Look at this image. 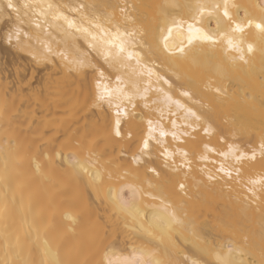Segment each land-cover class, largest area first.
<instances>
[{"label": "bare ground", "instance_id": "obj_1", "mask_svg": "<svg viewBox=\"0 0 264 264\" xmlns=\"http://www.w3.org/2000/svg\"><path fill=\"white\" fill-rule=\"evenodd\" d=\"M5 2L0 0V4ZM13 2L89 5L86 15L108 28L120 25L122 31L125 17L129 16L143 25L152 43V33L158 35L157 30L162 26L159 5H172L168 9L172 14L169 19L183 22L186 32L187 23L192 22V7L222 4L224 0ZM228 2L239 5L231 12H239L241 17L245 12L256 19L264 14L260 7L264 0ZM198 23L205 31L216 30V18L207 12L198 17ZM10 29L19 30V42L15 37L11 43L2 38ZM50 31L55 40L34 26L31 13L25 16L22 12L20 20L15 14L10 20L0 16V264H48L44 241L60 264H99L104 248L109 246V256L114 262L129 257L134 248L141 247V240L136 238L139 234L125 224L139 223L144 217L133 220L132 215L117 207L114 198L121 190L133 205L130 210L133 213L136 209L143 214L165 213L161 199L171 206L168 211L181 209L188 228L154 230L155 258L165 264L185 256L189 264L192 259H198L199 264H215L212 249L219 250L225 245L223 252L227 253L229 241L233 248L239 249L233 253L238 264L240 261L264 264V190L257 184L255 197L248 192V188L253 187L249 180L264 176V158L260 155L264 138V107H261L264 103V38L258 31L253 28L242 34L245 49L249 43L254 47L245 64L231 61L229 57L237 54L226 55L224 42H218L213 48L196 41L188 46L185 37L174 30L169 40L179 43L185 39L188 52V59L178 62L179 70L193 80V91L205 104L203 111L212 132L206 135L198 131L193 137H183V143L173 141L171 136L164 145L152 141L151 156L144 155L139 162H133V156L139 154V145L147 135V120H159L158 109L162 108V123L171 128L169 119L183 123L182 112L172 106L175 115L170 116L162 95L152 91L148 94V108L140 99L135 101L136 109L128 107L132 115L122 117V135L116 137L112 133L115 106L105 104L103 109L96 108L88 99V89L95 90L91 75L85 83L81 75L67 71L64 67L67 61L59 56L54 58V64L33 60V55L40 59L47 54L44 44L64 51L69 60L77 56L91 58V50L79 34L75 41L68 40L65 44L59 32ZM234 35L241 37L240 33ZM136 50L144 63L160 71L167 70L161 65L163 57L159 53L152 55L147 47ZM111 71L115 75V70ZM120 71L130 72V69ZM112 82L114 84L115 80ZM217 86L223 89L222 95L214 91ZM170 95L181 102L186 99L175 91ZM199 107V104L194 105V108ZM205 144L214 151L205 153ZM229 145L248 154L249 158L237 163L231 155L218 154L228 153ZM165 146L173 152L178 147L187 151L190 169L186 167L177 173L165 168L160 155ZM253 150L255 159L250 158ZM202 154L208 159L202 160ZM69 158L87 164L90 172L100 173L99 178L93 181L87 174H83L82 179L77 178L69 167ZM174 158L177 164L182 162L179 154ZM221 164L232 171L231 179L219 171ZM148 167H155L159 175L149 172ZM201 169L219 178L209 181ZM178 181L185 184L184 190L179 188ZM150 184L153 187H149ZM129 185L138 189L135 197L129 192ZM147 193L159 194L160 198L152 199ZM106 228L108 239L101 244L97 237H102ZM194 232L200 234V240Z\"/></svg>", "mask_w": 264, "mask_h": 264}, {"label": "snow or ice", "instance_id": "obj_2", "mask_svg": "<svg viewBox=\"0 0 264 264\" xmlns=\"http://www.w3.org/2000/svg\"><path fill=\"white\" fill-rule=\"evenodd\" d=\"M89 7V5L85 4L54 5L43 2H25L21 5L14 3L13 0H6L5 3L0 4V16H4L10 20L13 14H15L17 20H20L22 12L25 16L31 13L34 26L40 29L42 33L52 36L50 29H55L61 34L65 44H67L68 40L75 41L78 34L83 38L87 44V49L91 50L89 53L91 58H88V56H77L69 60L64 51L53 49L51 45L44 44L47 54L43 55L40 59H37L33 55V60H36L38 63L45 62L54 64V58L59 56L63 61H67L64 65L67 71L71 74L81 75L85 83H87L88 77L91 75L95 81V90L93 91L92 88L88 89V99L96 108L103 109L105 104L109 107L115 106V122L112 127V133L116 137L122 135V117L132 115L129 113L128 107L131 106L132 109H136L138 105L135 101L140 99L144 102V107L148 108V94L152 91L162 95V102L168 106L170 116L175 115V112L172 111V106L177 111L182 112L183 123L178 124L176 120L169 119L171 128L165 127L162 123L164 117V110L162 108L158 109L160 112L159 120L155 122L151 118L147 120V135L139 145V154L133 156V162H139L144 155L151 156L149 149L152 141H155L158 145H164L166 138L171 136L173 141L183 143L185 142L183 137H193L198 131H203L206 135L212 132V127L208 123L207 114L203 111L205 104L193 91V80L179 70L178 62L188 59L185 39L188 46L193 45V42L196 41L206 44L210 48L215 47L218 42H224L226 44L224 48L226 55L229 53L237 54L229 57L231 61L233 63L242 61L246 64L248 63L247 56L253 52L254 47L249 43L245 49L242 34L246 30L254 28L264 38V14L259 19H256L245 12L244 16L241 17L239 12L235 14L231 12V9L239 8V5L229 4L228 0H224L222 4H197L192 7V22L187 23L186 32L183 22L169 19L172 14L168 9L172 5H159L162 26L157 30L158 35L156 32L152 33V43L149 42V33L147 30L142 24H138L134 18L129 16L125 17L123 31L120 25L108 28L99 20L86 15V10ZM260 7L262 13H264V4ZM65 8L68 10L67 12L64 11ZM205 12L209 16L216 18L215 31H205L199 26L198 17L202 16ZM69 13H76V15H70ZM174 30L179 31L185 39H182L179 43L170 41L169 37L173 35ZM236 33H240L241 37H236L234 35ZM14 37L19 42L18 29L16 31L10 29L2 38L6 42L11 43ZM52 39L55 40V37L52 36ZM57 42L59 43L60 41ZM161 43L163 45L162 47ZM144 47H147L152 55L159 53V56L163 57L161 65L167 68L166 71H160L159 68L142 61L140 52L136 49ZM91 53H95V55L92 56ZM100 59L103 60V63H100ZM196 62L193 60V63ZM113 69L115 70V75L111 71ZM121 69H130V72H121ZM144 77L147 79H143ZM113 79L115 80L114 84L112 82ZM206 87L210 91L213 90L211 85H207ZM173 91L177 92L179 97L186 99L181 102L179 98H174L173 95H170ZM214 91L217 95L223 94V89L219 86L215 87ZM153 103H157V101H153ZM197 104L200 107L194 108V105ZM261 107H264V103L261 104ZM133 118L136 117L133 115ZM204 148L205 153L214 151L207 144L204 145ZM177 154L182 157V162L179 164H177L174 158ZM218 154L224 155L225 157L231 155L237 163L249 158L248 154L240 152L233 145H229L228 153L221 152ZM160 155L164 158L165 168H169L177 173L186 167L190 169V163L187 160L189 154L179 147L173 152L169 151L168 147L165 146L160 152ZM260 155L264 158V138H262L260 144ZM250 158L255 159V150L251 153ZM201 159L207 160L208 156L202 154ZM169 161L171 162L169 163ZM37 167L39 166L37 165ZM69 167L77 178L82 179L83 174H87L91 180L95 181L100 176L99 172H90L87 164H81L79 161L73 162L71 158H69ZM148 171L159 175L155 167H148ZM201 171L205 173L209 181H214L219 178L205 169H201ZM219 171L224 172L231 179L232 171L226 170L223 164H221ZM235 171L237 176H239L240 169L237 168ZM185 175L187 174L185 173ZM248 183L253 186L248 188V192L251 193L252 197H255V185L259 184L261 190H264V176H261L259 179H250ZM178 184L181 190L185 189L186 186L183 182L178 181ZM127 187L132 196L135 197L138 189L130 185ZM149 187L153 186L150 184ZM108 195L112 199L111 190H109ZM147 195L151 196L152 199L160 198L159 194L147 193ZM114 203L121 211H126L129 215H132L133 220H137L143 215L144 218L139 223L125 224V227L130 228L133 233L139 234L136 238L141 240V247L134 248L133 254L129 257L121 258L115 262L109 256L110 246L105 247L104 257L99 261V264H165L164 261L155 258V252L153 251L156 247L154 243L156 239L154 230L175 231V226L188 228L189 225L185 224L180 214L181 209L172 208L171 211H168L171 206L161 199V203L165 205V213L153 212L143 214L139 209H136L133 213L130 211L133 205L130 204L127 199V194L123 193L122 190L114 198ZM107 233L108 229L106 228L104 235L97 237L101 244H104L108 239ZM193 234L197 240L201 239L199 233L194 232ZM224 247L225 245H222L219 250L212 249L216 256L215 264H238L233 257V253L238 252L239 249L233 248L230 241L226 245L227 253L223 252ZM44 255L49 257L48 264H60L55 258V254L47 247V241H44ZM167 264H189V260L185 256L182 260H169ZM191 264H199L198 259H192ZM239 264H244V262L240 261Z\"/></svg>", "mask_w": 264, "mask_h": 264}]
</instances>
